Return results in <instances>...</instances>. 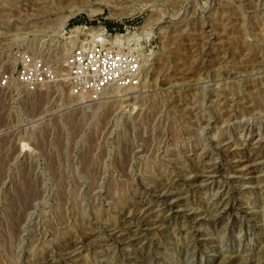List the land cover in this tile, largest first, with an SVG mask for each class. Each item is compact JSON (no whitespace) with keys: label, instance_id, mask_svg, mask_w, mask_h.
Segmentation results:
<instances>
[{"label":"rangeland","instance_id":"obj_1","mask_svg":"<svg viewBox=\"0 0 264 264\" xmlns=\"http://www.w3.org/2000/svg\"><path fill=\"white\" fill-rule=\"evenodd\" d=\"M90 21L145 67L78 99ZM0 264H264V0H0Z\"/></svg>","mask_w":264,"mask_h":264},{"label":"built area","instance_id":"obj_2","mask_svg":"<svg viewBox=\"0 0 264 264\" xmlns=\"http://www.w3.org/2000/svg\"><path fill=\"white\" fill-rule=\"evenodd\" d=\"M115 23L119 25V22ZM69 32L66 81L74 97H98L109 89L135 84L145 67V60L138 48V40L127 38L130 31L124 34L117 26H96L90 21ZM33 78L34 86L42 85L46 80L38 74Z\"/></svg>","mask_w":264,"mask_h":264},{"label":"bare ground","instance_id":"obj_3","mask_svg":"<svg viewBox=\"0 0 264 264\" xmlns=\"http://www.w3.org/2000/svg\"><path fill=\"white\" fill-rule=\"evenodd\" d=\"M64 24H65V23H64ZM64 24H63V25H64ZM64 26H65V25H64ZM64 26L61 28V30L64 28ZM77 30H78V29H77Z\"/></svg>","mask_w":264,"mask_h":264}]
</instances>
